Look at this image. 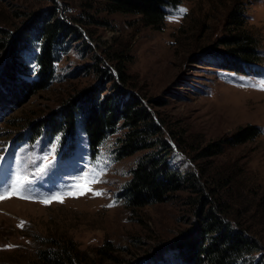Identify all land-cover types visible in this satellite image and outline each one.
<instances>
[{
	"label": "rangeland",
	"instance_id": "374dc122",
	"mask_svg": "<svg viewBox=\"0 0 264 264\" xmlns=\"http://www.w3.org/2000/svg\"><path fill=\"white\" fill-rule=\"evenodd\" d=\"M233 4L245 10L247 29L256 37L262 57L261 63L253 65L256 71L246 74L205 58L208 49H223L216 42L225 33L226 15ZM52 6L78 28L81 39L66 38L48 84L26 89L22 82L31 85L37 80V67L33 68L29 54L37 52L38 44L32 40L30 49L15 58L22 60L19 63L25 69L5 73L10 63L6 59L9 40L32 14L45 13ZM179 9L186 11L181 15ZM0 32V46L5 45L0 51V183L13 182L18 172L31 179L38 165L49 164L32 192L25 193L34 199L0 200V264H39L38 251L57 236L73 239L81 257L95 264L99 263L95 250L106 241L113 243L120 257L145 258L182 236L197 219L192 187L135 212L127 208L122 188L141 153L118 157L116 138L122 130L108 135L96 152H90L81 127L72 138L43 130L31 135L26 124L19 127V120L38 122L79 89L101 84L100 78L105 77L97 70L95 57L103 59L114 51L126 57V69L142 93L150 99H165L155 109L170 132L209 142L228 137L246 124L261 129L255 139L226 146L212 161L213 169L228 182L222 197L240 221L254 226L264 246V0H182L169 10L161 28L144 25L137 15L108 13L90 0H0ZM103 64L109 65L108 60ZM170 143V166L197 174L195 162L172 139ZM202 161V167L208 164ZM89 170L101 173L93 191L67 195V187ZM49 194H63L65 199L39 202ZM246 260L264 264V247Z\"/></svg>",
	"mask_w": 264,
	"mask_h": 264
},
{
	"label": "trees",
	"instance_id": "16d2710c",
	"mask_svg": "<svg viewBox=\"0 0 264 264\" xmlns=\"http://www.w3.org/2000/svg\"><path fill=\"white\" fill-rule=\"evenodd\" d=\"M90 1L99 3L108 13L137 15L144 25L161 28L169 10L176 9L182 0ZM56 10L52 6L45 13L32 14L25 26L16 32L14 39L9 40L6 59L10 63L5 73L25 69L19 63L22 60L15 58L30 49L32 40L38 44L37 52L29 54L31 63L37 67V80L31 85L22 82L26 89L48 84L54 74L55 62L59 60L58 49L66 38L81 39L78 28L61 18ZM244 12L241 5L231 6L226 15L225 33L216 42L223 49L212 47L206 51L205 58L223 68L246 74L256 71L253 65L261 63L262 57L256 37L247 29ZM3 32L12 37L8 31ZM4 47L0 46V51ZM104 56L103 59L95 57L97 70L105 77L104 80L100 78L101 84L79 89L68 96L57 110L38 122L34 119L19 120V127L26 124L31 135L43 130L70 138L81 127L90 152H96L108 135L122 130L116 138L118 157L141 153L129 170L130 178L122 188L121 197L127 208L135 212L145 205L164 202L174 193L192 187L195 189L193 201L197 219L182 236L176 237L168 245H162L157 252L145 258L120 257L115 253L117 250L113 243L106 241L95 250L99 257L98 264H251L246 259L252 253L262 251L264 246L254 226L240 221L222 197L228 182L223 181V176L213 169L212 160L224 153L226 146L255 139L261 129L246 124L228 137L209 142L190 139L185 132H170L162 113L155 109V106H163L165 99H150L136 87L121 51ZM104 59L108 60L109 65L103 64ZM101 64L104 67H100ZM109 82V89H106L105 84ZM170 139L195 162L199 168L197 174L191 170L183 173L170 166L169 154L173 146ZM202 160H208L204 167L201 166ZM46 245L37 253L41 264L96 263L93 259L81 257L80 249L69 237H51Z\"/></svg>",
	"mask_w": 264,
	"mask_h": 264
},
{
	"label": "snow or ice",
	"instance_id": "6c2138e0",
	"mask_svg": "<svg viewBox=\"0 0 264 264\" xmlns=\"http://www.w3.org/2000/svg\"><path fill=\"white\" fill-rule=\"evenodd\" d=\"M185 11V9H179L178 14L182 15ZM33 68H35V65H33ZM261 88L264 89V83L261 84ZM60 140L61 137L58 135L55 138L57 146L59 145ZM54 158L55 157L53 155V159ZM44 159H46V157L42 158V162ZM37 167L38 171H35L31 174V179L29 178V175L25 174L24 172H18L17 178L13 182L6 184L0 183V200L10 198L11 196H18L21 199H34V196L25 193L32 192L33 184L45 173V171L49 168V164H44V167L42 168H40L39 165ZM100 175L101 173H93L91 170H89L86 175L77 177L76 181L67 187V195L78 197L80 195L86 194L87 192H92V185L100 182ZM93 194L97 196L103 195V193L100 191H94ZM64 199L65 196L63 194H49L48 198L41 199L39 202L50 204L53 201H58L62 203ZM21 226H23V223Z\"/></svg>",
	"mask_w": 264,
	"mask_h": 264
}]
</instances>
